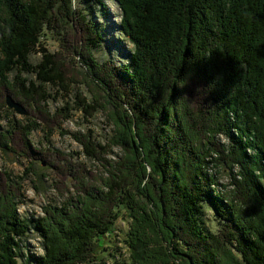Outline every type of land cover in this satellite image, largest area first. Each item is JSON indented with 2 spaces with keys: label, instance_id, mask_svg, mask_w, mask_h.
I'll use <instances>...</instances> for the list:
<instances>
[{
  "label": "trees",
  "instance_id": "1",
  "mask_svg": "<svg viewBox=\"0 0 264 264\" xmlns=\"http://www.w3.org/2000/svg\"><path fill=\"white\" fill-rule=\"evenodd\" d=\"M115 1L120 32L132 45L119 64L91 53L101 31L82 2L74 10L71 0H0V90L26 84L34 102L46 96L40 84L66 88L41 38L58 19L71 20L81 27L79 66L93 84L91 98L77 92L75 110L91 116L103 109L112 125L104 145L92 134L75 140L94 160L97 148L123 151L101 186L78 176L83 186L39 218L20 216L19 182L15 193L0 188V264H21L31 232L42 252L27 255L29 263L98 264L91 255L121 217L129 264H264V0ZM35 52L41 58L33 64ZM0 107L8 109L3 100ZM6 123L0 149L26 156L31 170L39 153L28 137L37 124ZM12 129L20 151L10 146ZM219 160L236 166L234 197L215 189L209 167ZM204 203L220 218L216 231L206 227Z\"/></svg>",
  "mask_w": 264,
  "mask_h": 264
},
{
  "label": "rangeland",
  "instance_id": "2",
  "mask_svg": "<svg viewBox=\"0 0 264 264\" xmlns=\"http://www.w3.org/2000/svg\"><path fill=\"white\" fill-rule=\"evenodd\" d=\"M80 2L101 31V42L91 53L102 63L108 60L118 64L126 63L132 45L120 32L121 10L116 1L103 0L101 5L94 0H71L70 3L76 10L75 6H78ZM49 26H52L51 29L46 31V36L41 38V41L47 50L55 55V60L64 73L66 88H61L59 85L40 84L39 88L44 91L41 94L46 96L41 98L38 94L36 96L38 99L34 102L30 100L29 95H24L25 88L28 87L26 84L20 90L17 87H15L16 90L11 88L12 93L8 92L9 90H0V104L2 100L5 103V97L9 95L26 111L21 114L5 103L7 110L0 107V130L8 128L6 120L9 119H16L21 124L29 121L37 124V127L32 126L28 137L32 147L39 153L36 154L37 159H33L35 162L31 170L26 171V167L31 165L30 159L28 160L26 156L0 149V188L15 193L17 192L14 188L17 185L15 182H19L22 199L17 204V210L22 218H39L44 215V207L58 206L64 202L71 192L74 193L75 188L77 191L83 186L77 180L78 176L87 185L101 186L107 174L108 163L116 165L123 156L119 146H112V149L106 146L104 150L97 148L99 153L97 160L90 159L83 154L79 142L75 140V136L87 138L89 134H92L94 140L104 145L108 142L107 137L111 133L112 125L108 124L107 113L103 109L91 116L82 115L80 109H78L80 111L75 110L77 92L80 93V97L86 96L89 99L92 97L89 89L93 85L87 76L86 69L79 66L80 58L76 55L82 43L81 27L79 28L71 20H66L64 23L59 19L56 24ZM40 58L38 52L29 55V61L33 64L39 62ZM14 73L11 72L8 75L9 79ZM20 76L33 78L25 73H21ZM9 79L7 81L12 87L10 80L13 79ZM61 108L65 110L61 111ZM63 114L71 115V117H64ZM12 131L15 130H11L13 141L10 146L20 151V135ZM216 138L218 143L226 142L222 135H217ZM134 139L137 138L134 137ZM257 142L260 144L258 139ZM143 164H145L144 161ZM209 171L216 173L215 189L221 190L225 195H222L223 197L227 195L234 197L235 186L231 176L240 178L236 166L229 169L225 162L219 160L214 162V167H209ZM3 182L7 185L4 186ZM203 210V220L209 230L216 231L222 227L220 218L206 203L203 204ZM113 229V232L102 237V243L95 247L91 257L93 256L98 264H129L130 254L126 244L127 218L116 219ZM40 246L38 235L31 232L23 242V256L20 258V263L32 264L27 261V258L41 254Z\"/></svg>",
  "mask_w": 264,
  "mask_h": 264
},
{
  "label": "water",
  "instance_id": "3",
  "mask_svg": "<svg viewBox=\"0 0 264 264\" xmlns=\"http://www.w3.org/2000/svg\"><path fill=\"white\" fill-rule=\"evenodd\" d=\"M5 103L8 107H13L17 112L21 114L26 113L25 109L21 106V104L18 102H14L9 95H6Z\"/></svg>",
  "mask_w": 264,
  "mask_h": 264
},
{
  "label": "bare ground",
  "instance_id": "4",
  "mask_svg": "<svg viewBox=\"0 0 264 264\" xmlns=\"http://www.w3.org/2000/svg\"><path fill=\"white\" fill-rule=\"evenodd\" d=\"M194 25V24H193ZM200 89V88H199ZM219 112V111H218ZM224 149V148H223ZM202 150V149H201ZM221 150H222V148H221ZM226 156V155H225Z\"/></svg>",
  "mask_w": 264,
  "mask_h": 264
}]
</instances>
